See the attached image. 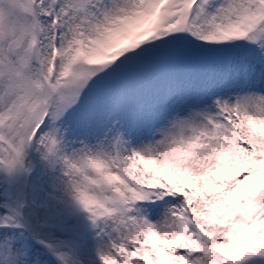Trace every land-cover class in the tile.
<instances>
[{
	"label": "snow or ice",
	"instance_id": "obj_1",
	"mask_svg": "<svg viewBox=\"0 0 264 264\" xmlns=\"http://www.w3.org/2000/svg\"><path fill=\"white\" fill-rule=\"evenodd\" d=\"M0 264H264V0H0Z\"/></svg>",
	"mask_w": 264,
	"mask_h": 264
}]
</instances>
